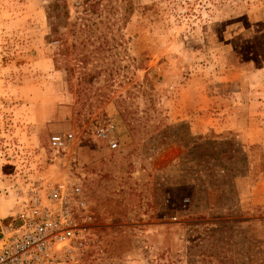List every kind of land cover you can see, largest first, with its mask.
<instances>
[{"label":"rangeland","instance_id":"374dc122","mask_svg":"<svg viewBox=\"0 0 264 264\" xmlns=\"http://www.w3.org/2000/svg\"><path fill=\"white\" fill-rule=\"evenodd\" d=\"M67 175L89 264H264V0H0V222Z\"/></svg>","mask_w":264,"mask_h":264},{"label":"built area","instance_id":"2783aa9c","mask_svg":"<svg viewBox=\"0 0 264 264\" xmlns=\"http://www.w3.org/2000/svg\"><path fill=\"white\" fill-rule=\"evenodd\" d=\"M94 135L110 150L120 146L112 122ZM66 143L59 134L48 139L54 156ZM16 200L18 210L0 223V264H89L101 254L94 205L77 176L34 181Z\"/></svg>","mask_w":264,"mask_h":264},{"label":"trees","instance_id":"16d2710c","mask_svg":"<svg viewBox=\"0 0 264 264\" xmlns=\"http://www.w3.org/2000/svg\"><path fill=\"white\" fill-rule=\"evenodd\" d=\"M63 8L61 9V6L58 4V2H52L49 4L48 8V17L51 19L52 25H51V31L56 33L57 29L55 26V18L60 17L61 15H67L68 10L66 4H63Z\"/></svg>","mask_w":264,"mask_h":264},{"label":"crops","instance_id":"0c3cea01","mask_svg":"<svg viewBox=\"0 0 264 264\" xmlns=\"http://www.w3.org/2000/svg\"><path fill=\"white\" fill-rule=\"evenodd\" d=\"M15 207H16V208H15V211H14L13 213H10V214L4 216L3 218H1L2 221L6 220V218H8L9 216H11L12 214H14V213L18 210L17 200H16V203H15ZM2 221H1V222H2ZM1 222H0V223H1Z\"/></svg>","mask_w":264,"mask_h":264}]
</instances>
